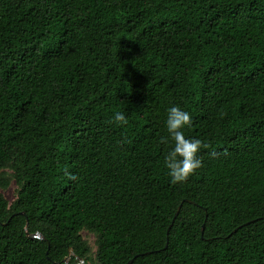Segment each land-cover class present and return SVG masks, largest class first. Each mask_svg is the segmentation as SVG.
<instances>
[{
	"label": "trees",
	"instance_id": "16d2710c",
	"mask_svg": "<svg viewBox=\"0 0 264 264\" xmlns=\"http://www.w3.org/2000/svg\"><path fill=\"white\" fill-rule=\"evenodd\" d=\"M171 105L201 141L177 183ZM10 178L0 264H264V0H0Z\"/></svg>",
	"mask_w": 264,
	"mask_h": 264
},
{
	"label": "clouds",
	"instance_id": "9594fccd",
	"mask_svg": "<svg viewBox=\"0 0 264 264\" xmlns=\"http://www.w3.org/2000/svg\"><path fill=\"white\" fill-rule=\"evenodd\" d=\"M112 119L119 124L127 123V117L122 111H116ZM190 121L189 112L181 107L171 105L167 108L165 126L171 146L163 159L172 183L185 181L201 163L196 155L201 141L198 138L185 136L183 131Z\"/></svg>",
	"mask_w": 264,
	"mask_h": 264
},
{
	"label": "rangeland",
	"instance_id": "374dc122",
	"mask_svg": "<svg viewBox=\"0 0 264 264\" xmlns=\"http://www.w3.org/2000/svg\"><path fill=\"white\" fill-rule=\"evenodd\" d=\"M10 170H6L4 175L9 177ZM0 192L2 193L3 197L7 200L8 203H11L12 200L15 198L16 194V184L14 183L13 179L10 178L8 180V185L6 187H0ZM82 236L85 238L87 241L88 245L91 247L92 250L95 248V236L88 231L83 230L81 232ZM81 264H83L82 260H79Z\"/></svg>",
	"mask_w": 264,
	"mask_h": 264
},
{
	"label": "water",
	"instance_id": "95a60500",
	"mask_svg": "<svg viewBox=\"0 0 264 264\" xmlns=\"http://www.w3.org/2000/svg\"><path fill=\"white\" fill-rule=\"evenodd\" d=\"M178 209H179V206L177 207V210H176V212H175V214H174V217L176 216V214H177V212H178ZM172 220H173V219H172ZM168 228H169V227H168ZM202 228H203V227H202ZM202 228H201V230H202ZM28 236H29V237H37V238H40V237H41V235L36 234V233H34V234H29V233H28ZM69 251L71 252V249H69ZM68 258H69V256H66L64 260L66 261V260H68ZM128 263H129V262H127L126 264H128ZM80 264H81V263H80Z\"/></svg>",
	"mask_w": 264,
	"mask_h": 264
}]
</instances>
